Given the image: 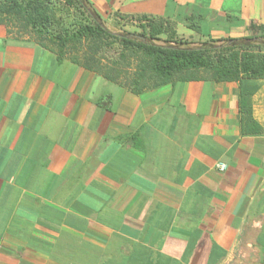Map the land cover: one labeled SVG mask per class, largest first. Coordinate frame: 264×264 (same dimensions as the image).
Returning a JSON list of instances; mask_svg holds the SVG:
<instances>
[{
    "label": "crops",
    "instance_id": "0c3cea01",
    "mask_svg": "<svg viewBox=\"0 0 264 264\" xmlns=\"http://www.w3.org/2000/svg\"><path fill=\"white\" fill-rule=\"evenodd\" d=\"M89 2L181 38L264 27V0ZM0 264H264V79L136 92L0 24Z\"/></svg>",
    "mask_w": 264,
    "mask_h": 264
},
{
    "label": "trees",
    "instance_id": "16d2710c",
    "mask_svg": "<svg viewBox=\"0 0 264 264\" xmlns=\"http://www.w3.org/2000/svg\"><path fill=\"white\" fill-rule=\"evenodd\" d=\"M58 3L79 14L59 15ZM119 17L137 21L141 33L111 32L89 0H0V24H10L47 44L59 59L79 63L109 81L124 80L136 92L204 77L216 83L264 79V53L260 50L264 27L251 26L247 37L194 44L178 37L168 20ZM113 46L118 47V57L106 60L105 50ZM247 100V94L241 93L239 106L246 119L255 124Z\"/></svg>",
    "mask_w": 264,
    "mask_h": 264
},
{
    "label": "rangeland",
    "instance_id": "374dc122",
    "mask_svg": "<svg viewBox=\"0 0 264 264\" xmlns=\"http://www.w3.org/2000/svg\"><path fill=\"white\" fill-rule=\"evenodd\" d=\"M57 6L60 7V9H61V12L59 13V15H62L63 17H67L69 14L71 15V17L74 16V15H78L79 14V12L77 13L76 10L73 9V8L67 11L65 9L64 5L62 6V4L58 3ZM119 16L120 15L115 14L112 18L102 19L103 23L106 26V28H108L111 32H114V33H125V32L136 33V34H140L141 33V28H140L139 23L137 21L123 20ZM194 30H196L195 27H194ZM164 37L165 36H162V38H164ZM182 39L190 41V42H192L194 44H197V43H200V42H204V41L207 40V39L206 40H202L201 38H198V39L182 38ZM260 50L264 53V46L260 47ZM118 52H119V50H118L117 46H113L112 48H107L105 50L104 57H105L106 60L107 59L108 60H114V59H116L118 57Z\"/></svg>",
    "mask_w": 264,
    "mask_h": 264
},
{
    "label": "built area",
    "instance_id": "2783aa9c",
    "mask_svg": "<svg viewBox=\"0 0 264 264\" xmlns=\"http://www.w3.org/2000/svg\"><path fill=\"white\" fill-rule=\"evenodd\" d=\"M217 168H218L219 171H224L226 169V165H224V164H218L217 165Z\"/></svg>",
    "mask_w": 264,
    "mask_h": 264
},
{
    "label": "water",
    "instance_id": "95a60500",
    "mask_svg": "<svg viewBox=\"0 0 264 264\" xmlns=\"http://www.w3.org/2000/svg\"><path fill=\"white\" fill-rule=\"evenodd\" d=\"M131 37H138V36H135V35L131 34ZM138 38H140V39H142L144 41V38H141V37H138Z\"/></svg>",
    "mask_w": 264,
    "mask_h": 264
}]
</instances>
